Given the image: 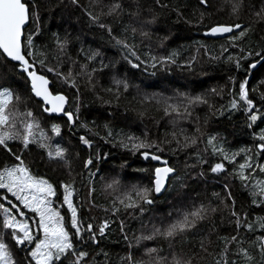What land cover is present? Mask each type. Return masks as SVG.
Here are the masks:
<instances>
[{
	"label": "snow or ice",
	"instance_id": "obj_1",
	"mask_svg": "<svg viewBox=\"0 0 264 264\" xmlns=\"http://www.w3.org/2000/svg\"><path fill=\"white\" fill-rule=\"evenodd\" d=\"M154 2L159 7H167L161 4V0ZM71 3L81 7L89 24L107 33L109 43L118 49L121 59L132 68L143 66L147 72L149 68L165 70L167 66L177 63L180 53L175 50L162 56L153 55L149 50L142 57L136 38L138 31L141 37L149 36L143 27L138 30L132 24H122V31L117 34L102 19L123 16V0H113L107 6V11L102 9L98 13L81 6L80 0H71ZM199 3L207 6V0H199ZM242 7L243 0H234L231 14L238 19ZM252 7L255 9V5ZM177 14H180L179 9ZM127 15L130 19L139 20V6ZM252 15L255 17L254 23L264 22V6L255 9ZM39 19L35 0H0V65L10 64L28 84L30 91V96L25 97L15 91L11 84L0 83V150L6 154V160L11 161L6 163L0 160V264H100L97 260L99 256H103L105 264H108V253L100 245L108 238L117 221L129 248L128 254L121 257L124 264H197L206 256H212V264H264V215L255 214L256 209L264 213V127H260L264 123V93L260 94L259 102L250 96L248 75L240 80L235 75H229L227 84L213 87L208 93L193 95L177 92L167 97L146 94L144 100L154 102L164 116L171 118L173 131L170 140H151L146 132L142 136L125 134L105 124L104 135L95 133L99 139L133 155L139 154L144 161H155L158 166L138 169L148 173L149 183L146 185L125 186L119 177L105 180L104 189L109 191L111 199L108 206L99 205L95 202L94 178L99 172L100 161L107 159L109 154H101L98 148L93 152L94 141L80 135L79 143L88 149V155L82 160L81 172L76 173L70 149L59 141L54 142L57 137L63 136L61 125L51 123L47 128L43 126L29 107V102L38 98L41 114H47L49 118L53 115L65 117L69 132L78 131V128L91 132L88 124L80 121L81 105L76 77L83 74L91 82L97 71H103L110 65L104 63L98 51L89 49L85 52L81 49L85 63L80 65V72L74 74L71 67L67 73L61 71L69 40L67 36L61 38L58 33H54L52 46L37 44L40 36ZM155 21L153 15L151 19L143 21V25H151ZM30 24L35 25L31 30ZM251 31L252 23L210 25L204 35L222 37L229 34L228 43L221 45L220 54L216 55L207 45L198 41L197 52L203 50L210 60L223 59L236 72L249 73L257 65L264 66V47L241 46ZM230 48H239V52H230ZM224 53L228 55L225 57ZM196 59V56H192L185 62V66L191 68ZM97 61L99 67H90ZM48 74L52 75V79ZM150 74L155 75L156 72ZM57 81L76 90L75 101L70 103L69 96L56 89ZM113 82L117 100L121 90L127 92L132 86L127 79L113 78ZM260 83L264 85V80ZM107 91L112 92L113 89ZM225 91L230 97L229 102L227 106L221 105L217 109L210 103L209 94L223 98ZM201 105L219 115L228 112L229 117L236 112L242 113L246 127L251 130V146L230 150L219 136L202 132L200 117L193 115L195 108ZM193 120L197 126L191 134L178 127L180 121ZM204 124H207V118ZM11 142H18L22 151H14ZM201 143L204 144L203 150L199 149ZM172 144H175L174 148ZM32 145L43 151L49 163L62 164L67 178L53 182L35 173L24 159V151ZM162 145H168L173 156L180 151L194 149L195 163L189 165L186 162L185 172L180 174L164 155L165 147ZM75 156L80 159L79 152ZM210 158L216 162H210ZM206 165L207 172L225 176L223 192L214 191L205 199H192L188 203L181 202L179 206H173L167 214L166 223L161 221L155 224L149 221L150 228L142 224L141 233L132 237L136 246L139 247L142 241L162 240L167 243L168 251L165 253V249L160 246L145 247L144 256L147 260H134L132 240L129 239L124 219L120 218L121 211L133 217L137 213L143 217L147 208L155 204V196L175 186L185 187L190 168H201L197 175L204 177ZM228 165L232 166L231 170ZM77 177L80 178V185L87 187L86 196L82 195L81 188L77 186ZM235 181H239L248 194L247 208L243 204L237 208L231 186ZM93 209L104 213L98 222L97 217L90 215ZM223 211L229 213L231 233L228 235L220 234L214 219L218 212ZM85 212L89 215L85 216ZM205 224L209 225L207 230H204ZM6 237H10L11 244ZM97 248L100 250L95 251Z\"/></svg>",
	"mask_w": 264,
	"mask_h": 264
},
{
	"label": "trees",
	"instance_id": "obj_2",
	"mask_svg": "<svg viewBox=\"0 0 264 264\" xmlns=\"http://www.w3.org/2000/svg\"><path fill=\"white\" fill-rule=\"evenodd\" d=\"M113 0H80L83 7H87L94 13L100 12L102 9L107 11V6ZM234 0H207V6H202L199 0H161V4L167 7H159L154 0H123L125 14L118 18L102 17L104 21L110 24L115 32L119 34L122 31L121 25L132 24L139 30L143 27L144 31L149 33L148 37H141L137 32L136 43L142 57L144 53L151 50L153 55H167L170 51H178L180 53L177 63L169 65L165 70L151 68L147 72L141 68H132L126 61L121 59L117 48L109 43L107 33L95 25H91L81 7H77L71 3V0H35L38 5L39 12V28L40 36L37 44L52 46L53 34L58 33L61 38L67 36L69 46L67 54L62 61L61 71L67 73L71 67L73 73L80 72V65L85 63L84 53L89 49L96 50L100 53L105 64L110 67L103 71H97L89 82L86 75L76 77V83L79 88L80 121L87 123L91 132L83 128H78L69 132L64 118H49L45 114H41L38 101L31 100L29 107L42 121V125L46 128L51 123L61 125L63 129L62 138L57 137L56 141L63 143L65 147L70 149L72 165L76 173L82 170V160L87 158L88 149L79 143V136L85 135L94 141V149L98 148L100 153H108L107 159L100 161L98 167L99 172L95 176V202L99 205L108 206L110 203V193L105 191V180L112 177H119L125 186L133 184H148V173L140 172L138 169L151 168L158 166L157 162L144 161L139 154L133 155L121 148L113 147L107 144L95 135L100 132L104 135V125H109L114 131H122L125 134H134L142 136L145 132L149 139L162 141L171 139L170 133L173 131L171 118L164 116L161 110L154 102L144 100L145 95L152 94L173 96L177 92H186L190 94L208 93L213 87H218L228 83L227 77L235 75L238 80L243 79L245 75L249 78L250 96L257 102L260 100V94L264 93V85L260 81L264 80V66H259L254 72L245 73L244 71L236 72L231 65L220 61H212L208 56L204 55L203 50L197 52L198 44L201 42L213 51V54L219 55L221 45H227L228 40H213L204 35L207 27L217 23H236L248 25L252 23V31L248 34V38L241 44L247 48L249 45L256 48L264 47V22L254 23L255 17L252 15L255 9L264 6V0H243V7L239 12V18L231 14V4ZM255 5V9L252 7ZM139 6L141 17L139 20L130 19L127 15L130 11H135ZM179 9V15L177 14ZM201 14L203 20L201 22ZM156 17L155 23L144 26L143 21ZM35 25L30 24L29 30ZM230 52L238 53L239 48L229 49ZM228 53H224L226 57ZM192 56H196V61L191 68L185 66V62ZM69 57L71 59H69ZM73 61L76 63L73 64ZM113 62H115L113 64ZM99 67V62H94L90 67ZM155 71V75L150 73ZM52 79V75L48 74ZM113 78L127 79L132 85L127 92L121 90L120 97H115V84ZM0 83H9L13 89L25 97L30 96L29 86L24 79L13 70L9 64L7 66L0 65ZM57 90L64 92L70 98V103L75 101L77 97L76 90L57 81L55 84ZM113 89L112 92L107 89ZM255 89V91H252ZM210 103H213L217 109L221 105L227 106L229 95L227 91L220 96H211L209 94ZM143 113V115H141ZM194 116L200 117L201 131L206 135H217L225 143V147L230 150H236L242 146H251L252 134L251 130L246 127L245 116L236 112L231 114L225 112L224 115L209 111L207 106H198L195 108ZM207 118V124L204 120ZM94 122V123H93ZM196 122L180 121L179 128H183L189 134L193 133L196 128ZM78 127V125H77ZM264 127V123L260 124ZM258 131V129H257ZM50 134V133H49ZM14 151H22L18 142H11ZM165 147L164 155L175 165L180 174L185 172V163L189 165L195 163L194 149L189 148L185 151L178 152L175 156L171 155L169 146ZM171 147H175L172 144ZM204 144L199 145V149L203 150ZM80 153V159H77L75 153ZM25 162L32 166L35 173L50 178L53 182L67 178V172L62 164L49 163L43 155V151L36 145H32L29 150L24 151ZM0 160L10 163L6 160V154L0 150ZM210 162H216L210 158ZM207 165L204 166L206 175L200 177L197 175L201 168L188 169V177L185 180V187L175 186L169 191L164 192L160 197H154L155 204L148 207L143 217H136L121 211L120 218L124 219L129 239L132 240L133 235L141 233V226L151 227L149 221L159 224L161 221L167 222V214L172 210L173 206H179L181 202L188 203L192 199H205L211 196L212 192H223L222 185L225 182L224 175H213L207 172ZM231 170L232 166H227ZM96 171V169H93ZM103 177L104 179H101ZM77 186L81 188L82 195H87V187L80 185V178L77 177ZM232 193L237 201V208L243 204L247 208L249 200L247 192L241 187L239 181L232 182ZM256 215H264L259 209L255 210ZM89 213L85 212V216ZM92 216L97 217V222L104 213L97 209H93ZM215 223L221 235L231 233L229 225V213L223 211L215 216ZM223 220V224H221ZM208 224L204 225L207 230ZM215 239V237H213ZM6 240L11 244L10 237ZM160 246L168 251L167 243L159 241H142L139 247L132 240V254L136 261H146L144 256L145 247ZM187 247V246H186ZM100 248L108 253V264H124L121 257L128 254V243L124 241L118 227V221L111 228L110 235L106 240L101 242ZM97 248L95 251H99ZM211 251V249H210ZM100 264H105L103 256L97 257ZM197 264H212V256H206L199 260Z\"/></svg>",
	"mask_w": 264,
	"mask_h": 264
},
{
	"label": "water",
	"instance_id": "obj_3",
	"mask_svg": "<svg viewBox=\"0 0 264 264\" xmlns=\"http://www.w3.org/2000/svg\"><path fill=\"white\" fill-rule=\"evenodd\" d=\"M228 35H229V34H225V36H222V37H208V36H206V37L209 38V39H213V40H221V39H226ZM259 66H260V65H257V67H256L255 69L251 70V73L254 72ZM249 78H250V77H249ZM35 100L38 101V98L35 99ZM45 115L48 116L47 114H45ZM52 117H55V118H64V119L66 120V118L63 117L62 115H59V116L53 115ZM81 145H82V144H81ZM82 146H83V145H82ZM83 147L86 148L85 146H83ZM86 149H87V148H86ZM142 160H143V159H142ZM153 162H155V161H153ZM163 193H164V192H163ZM163 193H162V194H163ZM162 194H160L159 196H156V197H160Z\"/></svg>",
	"mask_w": 264,
	"mask_h": 264
}]
</instances>
